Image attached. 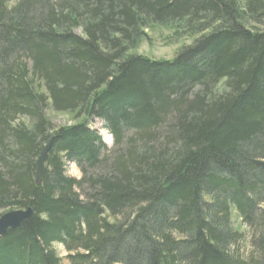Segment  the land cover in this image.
I'll use <instances>...</instances> for the list:
<instances>
[{
  "label": "trees",
  "instance_id": "trees-1",
  "mask_svg": "<svg viewBox=\"0 0 264 264\" xmlns=\"http://www.w3.org/2000/svg\"><path fill=\"white\" fill-rule=\"evenodd\" d=\"M167 24L201 35L135 53ZM27 209L0 264H264V0H0V216Z\"/></svg>",
  "mask_w": 264,
  "mask_h": 264
},
{
  "label": "rangeland",
  "instance_id": "rangeland-1",
  "mask_svg": "<svg viewBox=\"0 0 264 264\" xmlns=\"http://www.w3.org/2000/svg\"><path fill=\"white\" fill-rule=\"evenodd\" d=\"M176 27H172L170 25L164 26H156L151 27L148 30L144 31L145 38H143L136 48L135 53L141 55L143 57H147L149 59H153L156 61H170L175 58L178 51L185 46L190 45L194 39L199 37L201 34L195 36L193 38L188 37V35L184 34V29L181 27L180 31L177 32L175 30ZM181 33V34H179ZM48 117L52 120L53 124L56 127L59 126H68L71 121L70 118L65 114H50L48 113ZM89 126L94 130L98 131L101 136V140L104 144L108 145V148L111 147L112 140L108 134H105L101 128V123L99 121H90ZM66 174L69 177L80 178V172L74 164H67L66 166ZM235 216V214H234ZM232 222L234 223V227L236 230L245 234L246 243L248 244L250 231H246V228L242 225L241 219L237 217H233ZM244 245V246H243ZM250 246H246L245 242L242 243L241 247H239L240 252L246 249L249 250ZM55 251L59 258L64 260L66 253L61 246H56ZM65 264H67L64 261Z\"/></svg>",
  "mask_w": 264,
  "mask_h": 264
},
{
  "label": "water",
  "instance_id": "water-1",
  "mask_svg": "<svg viewBox=\"0 0 264 264\" xmlns=\"http://www.w3.org/2000/svg\"><path fill=\"white\" fill-rule=\"evenodd\" d=\"M53 139H50L46 146L43 148V150L40 152V155L37 159L36 163V185H39L41 174L43 171L44 166V160L46 153L48 152L50 145L52 143ZM32 214V211L30 209H27L25 211H12L3 214L0 216V237L4 235L5 233L12 231L16 228H18L24 220L29 218Z\"/></svg>",
  "mask_w": 264,
  "mask_h": 264
}]
</instances>
